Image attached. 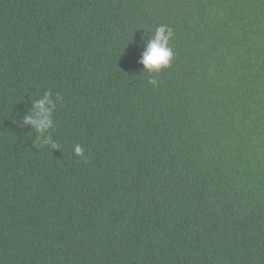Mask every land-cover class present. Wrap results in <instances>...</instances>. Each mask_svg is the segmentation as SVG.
<instances>
[{"label":"trees","instance_id":"trees-1","mask_svg":"<svg viewBox=\"0 0 264 264\" xmlns=\"http://www.w3.org/2000/svg\"><path fill=\"white\" fill-rule=\"evenodd\" d=\"M0 264H264V0H0Z\"/></svg>","mask_w":264,"mask_h":264},{"label":"clouds","instance_id":"clouds-1","mask_svg":"<svg viewBox=\"0 0 264 264\" xmlns=\"http://www.w3.org/2000/svg\"><path fill=\"white\" fill-rule=\"evenodd\" d=\"M173 30L166 26L160 25L152 33L150 39H148L140 63L143 65L144 72L149 74H158L162 69L169 66L171 60L174 57V53L170 46V41L173 38ZM149 84L156 85L157 80L151 78L148 80ZM54 99L62 100L58 93H54L51 90L44 91L43 95L39 99H33L32 113L25 116L23 123L30 125L39 134L36 137V142L43 147V144H47L51 149H58L59 145L54 142L51 137L47 138L43 144L40 137L44 135L49 129H52L55 125L53 119V112L56 109ZM74 154L76 156H84V149L81 145L74 146Z\"/></svg>","mask_w":264,"mask_h":264}]
</instances>
